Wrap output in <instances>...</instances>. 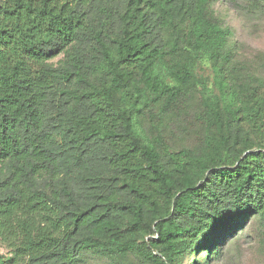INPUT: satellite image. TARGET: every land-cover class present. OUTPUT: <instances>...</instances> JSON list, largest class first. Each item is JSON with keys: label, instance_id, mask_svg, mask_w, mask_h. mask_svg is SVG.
I'll list each match as a JSON object with an SVG mask.
<instances>
[{"label": "trees", "instance_id": "trees-1", "mask_svg": "<svg viewBox=\"0 0 264 264\" xmlns=\"http://www.w3.org/2000/svg\"><path fill=\"white\" fill-rule=\"evenodd\" d=\"M210 1L0 0V241L13 253L0 264L88 251L179 264L264 212V141L251 136L263 134L264 84H230L232 33ZM192 86L199 149L146 134L141 117ZM101 170L111 184L90 191L84 174Z\"/></svg>", "mask_w": 264, "mask_h": 264}, {"label": "rangeland", "instance_id": "rangeland-1", "mask_svg": "<svg viewBox=\"0 0 264 264\" xmlns=\"http://www.w3.org/2000/svg\"><path fill=\"white\" fill-rule=\"evenodd\" d=\"M210 7L219 25L223 29H230L232 33L228 41L232 57L228 66L230 84L237 88L264 84V0H211ZM63 61L64 54H60L49 64L58 67ZM199 73L212 88L214 82L210 65L203 64ZM161 107V103L154 104L141 117V126L146 134L151 137L161 134L164 141L177 150L199 149L205 136L201 87L192 86L167 112H163ZM244 126L250 130L248 125ZM252 130L253 139L264 141V130L263 134ZM95 173L84 174L90 191L91 187L97 192L99 187L111 184L109 171ZM121 215L119 222L125 229L128 219L125 214ZM226 231L224 244L210 247L203 243L204 239H200L198 244L202 245L201 248L182 254L179 264H264V212L250 216L240 226L230 227ZM151 238L155 237L148 235L144 241ZM0 254L7 259L13 254L2 241ZM75 264L144 263L133 255L110 259L88 251L82 253Z\"/></svg>", "mask_w": 264, "mask_h": 264}]
</instances>
